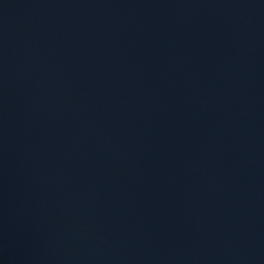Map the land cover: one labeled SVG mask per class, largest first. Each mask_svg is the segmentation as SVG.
<instances>
[{
	"label": "water",
	"instance_id": "95a60500",
	"mask_svg": "<svg viewBox=\"0 0 264 264\" xmlns=\"http://www.w3.org/2000/svg\"><path fill=\"white\" fill-rule=\"evenodd\" d=\"M0 264H264V0H0Z\"/></svg>",
	"mask_w": 264,
	"mask_h": 264
}]
</instances>
